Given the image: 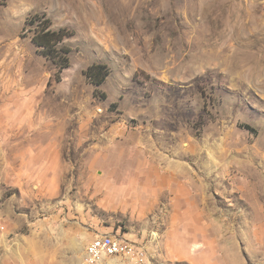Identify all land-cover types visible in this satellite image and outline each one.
<instances>
[{
  "label": "rangeland",
  "instance_id": "374dc122",
  "mask_svg": "<svg viewBox=\"0 0 264 264\" xmlns=\"http://www.w3.org/2000/svg\"><path fill=\"white\" fill-rule=\"evenodd\" d=\"M104 232L147 253L108 264H264V0H0V258Z\"/></svg>",
  "mask_w": 264,
  "mask_h": 264
},
{
  "label": "trees",
  "instance_id": "16d2710c",
  "mask_svg": "<svg viewBox=\"0 0 264 264\" xmlns=\"http://www.w3.org/2000/svg\"><path fill=\"white\" fill-rule=\"evenodd\" d=\"M29 26L33 31L31 36L32 43L36 46L37 51L47 57L58 68L60 73L62 69L69 65L70 49L62 45L64 39L72 35V33L64 28L53 30L50 29V21L45 18L44 14H33L25 21V26ZM108 68L102 63H93L85 71L86 78L96 86L101 85L107 75ZM244 127L250 131L254 129L249 125Z\"/></svg>",
  "mask_w": 264,
  "mask_h": 264
},
{
  "label": "built area",
  "instance_id": "2783aa9c",
  "mask_svg": "<svg viewBox=\"0 0 264 264\" xmlns=\"http://www.w3.org/2000/svg\"><path fill=\"white\" fill-rule=\"evenodd\" d=\"M146 251L115 233L96 234L86 245L80 264H108L111 257H125L144 261Z\"/></svg>",
  "mask_w": 264,
  "mask_h": 264
},
{
  "label": "crops",
  "instance_id": "0c3cea01",
  "mask_svg": "<svg viewBox=\"0 0 264 264\" xmlns=\"http://www.w3.org/2000/svg\"><path fill=\"white\" fill-rule=\"evenodd\" d=\"M0 264H31V263L27 258H25V256L15 254L10 258H6V257L0 258Z\"/></svg>",
  "mask_w": 264,
  "mask_h": 264
}]
</instances>
